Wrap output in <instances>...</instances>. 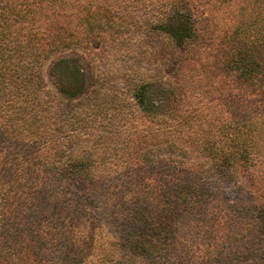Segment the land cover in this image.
Masks as SVG:
<instances>
[{"label":"rangeland","instance_id":"374dc122","mask_svg":"<svg viewBox=\"0 0 264 264\" xmlns=\"http://www.w3.org/2000/svg\"><path fill=\"white\" fill-rule=\"evenodd\" d=\"M74 1L78 9L63 5L59 22L65 30L79 25L81 41L50 54L41 66V76L44 88L54 91L50 65L66 56L78 58L89 101L96 104L98 116L111 117L108 133L103 132L109 126L102 128L101 122L85 134L89 148L97 154L90 172L101 179L98 192L115 221L110 231L88 217L86 225H100V232L93 227V237L86 227L74 231L75 241L83 242L81 251L87 260L99 258L94 264H109L118 253L124 260L130 255L123 225L135 222L125 204L129 194L140 195L148 208H154L163 202L167 186L197 178L191 171L170 169L160 162L166 159V150L152 153L160 163L145 168L138 160L140 148L178 139L186 152L179 151L176 156L185 164L201 162L210 158L201 145L212 134H219L216 127L236 121L246 122L241 132L247 134L249 159L230 158L231 164L222 168L208 163L199 174L206 200L183 217L167 216L172 263L264 264V234L257 228L255 215L258 207H264V90L259 91L253 81L236 77L227 64L232 51L240 52L243 46L252 49L257 42H261L260 55L264 56V0L63 2ZM160 4L170 8L168 14L187 15L194 26L195 36L186 46H172L154 31L151 24ZM87 26L91 30L87 31ZM142 78L155 83L148 98L157 113L163 115L171 109L167 88L174 91L177 99L171 119L160 123L139 116L129 85ZM120 110L127 116L125 120L118 119ZM52 232L48 225L49 242L54 240ZM103 239L106 248L102 252L95 246ZM115 243H121V249Z\"/></svg>","mask_w":264,"mask_h":264},{"label":"trees","instance_id":"16d2710c","mask_svg":"<svg viewBox=\"0 0 264 264\" xmlns=\"http://www.w3.org/2000/svg\"><path fill=\"white\" fill-rule=\"evenodd\" d=\"M63 1L0 0V264H94L100 259L87 260L81 251L83 242L75 241L73 234L86 227L87 234L93 237L94 228L100 232L102 225L111 231L115 225L98 192L102 181L90 172L97 154L92 153L85 136L95 124L109 126L111 117L98 116L96 104L89 101L78 58L66 56L50 65L54 91L44 88L41 76V66L50 54L81 41L79 25L72 24L65 30L59 22L63 5L76 10L79 5ZM169 7L158 5L151 26L170 45L184 47L194 38L195 28L187 15L168 14ZM86 28L91 30L90 26ZM260 43L252 49L242 45L240 52L235 47L227 64L236 77L253 81L263 91L264 56L260 55ZM154 87L155 83L148 79L132 80L130 95L141 118L162 123L173 117L177 98L167 88L173 105L165 114L157 113L148 98ZM118 114V119L127 117L121 110ZM245 123L228 121L216 127L219 134H212L201 145L210 157L201 162L185 164L177 157V152H186L178 139L139 149L138 160L145 168L159 162L152 153L166 150V159L160 162L170 169L191 171L197 178L167 186L160 208H148L140 195L129 194L125 204L135 222L123 225L130 255L124 260L118 253L109 264H173L167 216L183 217L206 200L199 174L208 163L222 168L231 164L230 158L243 161L249 157L247 134L241 132ZM110 127L103 133H108ZM95 137H91L92 141ZM255 215L257 228L264 234V207H258ZM88 217L100 225L88 226ZM48 225L54 231L52 242L46 236ZM120 245L116 248L121 249ZM95 247L103 252L106 242L100 240Z\"/></svg>","mask_w":264,"mask_h":264}]
</instances>
